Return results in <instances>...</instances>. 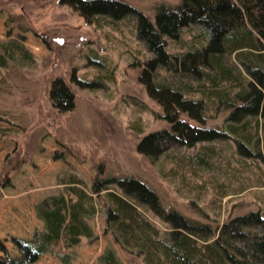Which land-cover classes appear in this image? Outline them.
I'll return each instance as SVG.
<instances>
[{
	"label": "trees",
	"instance_id": "16d2710c",
	"mask_svg": "<svg viewBox=\"0 0 264 264\" xmlns=\"http://www.w3.org/2000/svg\"><path fill=\"white\" fill-rule=\"evenodd\" d=\"M61 1L97 25L134 16L136 36L150 53L137 83L165 123L141 135L136 151L199 216L164 205L139 176H118L98 163L87 183L68 169L59 179V192L34 205L42 227L28 237H0V264H36L45 255L71 264L77 248L97 238L88 222L97 213L125 262L107 246L96 264H264V208L231 210L223 221L219 217L224 197L237 199L250 182L264 186V120L255 114L228 120L235 110L253 113L264 102V0H177L157 4L152 18L125 0ZM189 26L194 40L203 44L193 47L190 40L186 50L168 51V39ZM33 64L21 40L0 39V88L13 70L30 71ZM103 73L97 68L89 81L72 78L79 88L96 87ZM47 100L53 111L73 109L75 95L63 76L49 81ZM16 113L0 107V120L9 124L0 127L1 137L16 139L13 127H22ZM20 149L7 154V162L21 161ZM16 167L5 169L1 185L11 184L7 172ZM208 193L216 217L199 203Z\"/></svg>",
	"mask_w": 264,
	"mask_h": 264
},
{
	"label": "rangeland",
	"instance_id": "374dc122",
	"mask_svg": "<svg viewBox=\"0 0 264 264\" xmlns=\"http://www.w3.org/2000/svg\"><path fill=\"white\" fill-rule=\"evenodd\" d=\"M125 1L150 18L157 4L177 2ZM133 17L101 21L97 25L85 21L61 0H0V39L21 40L34 60L30 71L13 70L0 88V107L17 112L15 119L18 116L22 123V127H13L19 132L16 139L0 136V176L6 168L17 164L16 169L7 172L11 184L5 187L0 184V237H28L35 227H42L34 205L59 192L62 188L59 179L68 169L74 168L90 183L98 163L103 164V171L118 176H139L155 188L164 205L199 216L187 198L136 151L141 135L162 128L165 123L156 116L160 111L158 106L137 83L140 65L150 53L136 36ZM192 30L186 27L176 39H168V51L186 50L188 42L196 38ZM192 44L194 47L203 43L194 40ZM91 59L102 64L96 65ZM95 67L104 72L101 77L105 79L96 87L79 88L72 74L89 81ZM56 76H63L75 95L74 107L66 114L53 111L47 100L48 83ZM249 114L264 120V102L253 113L237 109L228 120L238 122ZM7 126V122L0 120V127ZM17 146L21 148L22 160L7 162V154L13 153ZM247 185L237 199L226 196L221 200L220 221L231 210L264 208V186L251 182ZM209 197V193L204 194L199 203L210 216L216 217L209 210ZM237 200L244 203L234 205ZM88 222L97 238L79 246L71 264H96L97 256L107 246L114 247L118 258L125 262L111 235L104 233L103 216L97 213ZM36 264L60 263L45 255Z\"/></svg>",
	"mask_w": 264,
	"mask_h": 264
}]
</instances>
